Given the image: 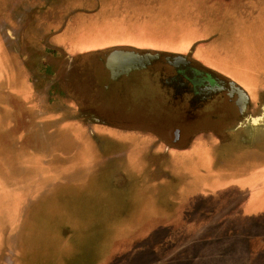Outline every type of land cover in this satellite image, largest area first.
<instances>
[{
    "label": "rangeland",
    "instance_id": "374dc122",
    "mask_svg": "<svg viewBox=\"0 0 264 264\" xmlns=\"http://www.w3.org/2000/svg\"><path fill=\"white\" fill-rule=\"evenodd\" d=\"M114 48L191 53L250 95L256 87L264 95V0H0V264H264V228L237 230L230 240L220 233L228 203L249 202L216 171L241 165L233 147L218 155L204 143L195 156L173 155L190 154L171 163L182 161L173 173L153 135L97 129L95 138L30 105L12 132L3 125L9 92L34 87L38 99L43 92L64 101L54 87L70 77L66 70H83L85 60ZM176 126L154 129L170 137ZM25 130L33 136L16 140ZM158 169L174 183H158ZM119 174L129 179L123 186ZM258 191L248 227L264 226Z\"/></svg>",
    "mask_w": 264,
    "mask_h": 264
},
{
    "label": "flooded vegetation",
    "instance_id": "af4514ba",
    "mask_svg": "<svg viewBox=\"0 0 264 264\" xmlns=\"http://www.w3.org/2000/svg\"><path fill=\"white\" fill-rule=\"evenodd\" d=\"M102 53L95 55L97 61L85 60L83 70H66L64 77H70L64 79V85L53 86L64 101L43 92L38 99L34 88L33 113L39 107L51 114L59 112L63 120L73 119L89 132L135 130L153 135L155 139L150 140L166 151L160 158L173 159L170 156L195 144L235 146L264 140V95L258 87L250 95L227 76L195 60L191 53L133 48ZM38 77L45 82L40 72ZM37 100L40 103H35ZM113 121L152 125L153 129L114 127L118 123ZM161 124L177 126L167 137L154 129ZM192 128L194 131L189 132Z\"/></svg>",
    "mask_w": 264,
    "mask_h": 264
},
{
    "label": "crops",
    "instance_id": "0c3cea01",
    "mask_svg": "<svg viewBox=\"0 0 264 264\" xmlns=\"http://www.w3.org/2000/svg\"><path fill=\"white\" fill-rule=\"evenodd\" d=\"M33 94H34V87H32V88L30 87L29 88L28 95H27V90L26 89L22 90V91L16 89L14 91L9 92V95L7 96L8 100H7L6 107H7V110H9V112H10V114H9L10 116L8 118L6 116H4V120H3V125L4 126H5V124L8 125L9 131L12 132L14 130L13 128L17 127L18 120H22L23 117L26 115L25 114V112H26L25 109H29V105L31 106V103H32L31 100L33 98ZM18 102L24 106V110L23 109L18 110V106L16 104H14V103H18ZM3 106H5V103L3 104ZM38 109L39 110H38L37 114L39 116L46 115L47 113L50 114L49 110H47V113H41L43 111L41 109V107H39ZM23 111H24V113H23ZM54 115L55 116L59 115V118L62 119V121L57 122V123H60V124L61 123L62 124H65V123L75 124L76 126L80 127L79 126L80 123L77 122V121H73V119L72 120L71 119L63 120V118L59 114V112L54 113ZM40 124H42V123L40 122ZM44 124H46V123H44ZM82 129L84 130V128H82ZM131 131H132V134L137 133L135 130H131ZM86 133L88 135H92L95 138L97 136L95 134V132H87L86 131ZM121 133H129V132H121ZM36 134H38V133H36ZM11 135H14V134H11ZM145 135H149V134H145ZM14 136H15L16 140H25V139H27L29 137H32L33 133H32V131L29 132L28 130H25L23 132H19L18 136L17 135H14ZM150 137H148V138H150ZM209 145H210L209 147H213V148L217 147L216 150H217V152H219L218 155H222L223 152L225 153L227 147H233L237 151V153H241L242 154V155L239 156L241 158V161H242L240 166H238V167H236L234 165L225 166L224 164H221V165H217L216 166V171L217 172L224 171L226 174L230 175L231 176V180H228L227 182L228 183H232V185H233L232 188H235L234 189L235 192L239 189L241 192L244 193V195H249V197L247 196L248 201H249L248 203H249V205H250V203L253 205V201L252 200L255 199L256 197H254L252 194L253 193H256V194L259 193L258 190L262 189V187L264 189V140L257 141V142H243L242 144L235 145V146H221L220 144L216 145V146L214 144H209ZM194 146L199 147L200 145H192L188 149H184L183 151L180 150L182 152H178L177 154H182L183 152H188L191 155H194L195 154L193 152V150L195 148ZM32 153H34V152L32 151ZM190 154H188L186 156H189ZM186 156H181V157H179V156H170V157H174L173 159H170L171 160L170 163H172L174 161L177 162V158H179V159L182 158L183 160H186L187 159ZM254 161L258 163L257 166H256L257 170L253 169L252 163ZM179 162L182 163V161H180V160H179ZM181 163L176 165L175 167L169 165L168 168L171 169L173 173L174 172L178 173L177 169L180 172V166L179 165H181ZM176 167H177V169H176ZM236 168L238 170H240L239 174L234 172ZM160 173H161V170L158 169L157 172H156L157 179L158 178H160V179L167 178V179H169L170 183H174L173 177L171 176L170 172L163 171L162 172L163 175H161ZM184 173L185 172H182V174H184ZM204 173H207V171H204ZM168 174H169V176H168ZM156 175H155V177H156ZM186 175L190 176L189 177L190 181L193 180V177H192L191 173L188 172L184 176H186ZM118 176L120 178H123L121 186H123L125 182L129 181V179H125L121 174H119ZM186 179H188V177ZM157 182L159 183V179L157 180ZM233 182H235V183H233ZM226 186H227V184H226ZM156 190H157V188L155 189V192H156ZM151 194L154 195L152 192H151ZM244 195H242L243 198L246 197ZM232 199H235V198H232ZM226 201H228V199H223L221 202L224 203ZM243 201H246V198ZM231 203L232 204L228 203V212H225L224 215L218 217V219H217L219 221H222V224H224L223 225L224 227L221 228L222 232H220V233L229 235V237H227V236H224V237H227L228 240H230V239H232V238H230L231 235H234V234L237 235V233H236L237 230L240 232V230H242V229H248L249 230V228L250 229H252V228H254V229L255 228H264L263 225H261V226H251L250 225L248 227L247 223H244L246 219H251L256 214V212L253 210L252 205L249 206L248 203H245V205L243 204L241 206V209H240V208L234 206V202L231 201ZM236 209H240V210L244 209V211H241V213H237ZM232 210H234L233 215L230 214V212ZM244 224H245V226H244ZM226 225H230L231 228L230 229L226 228ZM244 227H246V228H244ZM224 228L226 229V231H225ZM246 233H247V231H246ZM234 238H236V237H234Z\"/></svg>",
    "mask_w": 264,
    "mask_h": 264
}]
</instances>
